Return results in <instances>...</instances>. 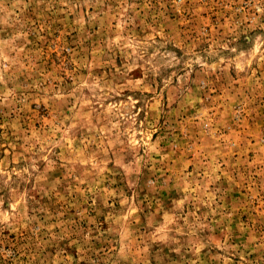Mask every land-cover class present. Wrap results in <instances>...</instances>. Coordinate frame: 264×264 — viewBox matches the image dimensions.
Here are the masks:
<instances>
[{"label": "rangeland", "instance_id": "rangeland-1", "mask_svg": "<svg viewBox=\"0 0 264 264\" xmlns=\"http://www.w3.org/2000/svg\"><path fill=\"white\" fill-rule=\"evenodd\" d=\"M0 264H264V0H0Z\"/></svg>", "mask_w": 264, "mask_h": 264}]
</instances>
